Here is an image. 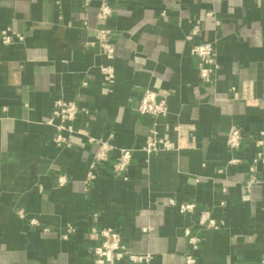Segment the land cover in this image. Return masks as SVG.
Listing matches in <instances>:
<instances>
[{"label":"crops","instance_id":"0c3cea01","mask_svg":"<svg viewBox=\"0 0 264 264\" xmlns=\"http://www.w3.org/2000/svg\"><path fill=\"white\" fill-rule=\"evenodd\" d=\"M103 1L113 8L106 20L98 18ZM6 28L24 40L3 44ZM99 28L114 33L112 59L95 42ZM203 42L218 52L212 83L201 81L191 53ZM107 65L115 71L110 86ZM148 89L168 96L159 131L176 140L174 126L192 124L193 148L147 157L142 148L156 121L137 108ZM58 99L89 110L76 129L135 150L126 178L110 168L113 153L87 185L100 143L64 132L69 145L55 144L57 129L46 122ZM234 125L243 141L232 151ZM259 151L264 180V0H0V264H95L93 228L103 227L120 232L132 251L153 253L150 264H186L187 227L203 238L197 264H257L264 184L247 190L246 182ZM189 202L196 211L181 213ZM203 210L222 227L197 230Z\"/></svg>","mask_w":264,"mask_h":264},{"label":"built area","instance_id":"2783aa9c","mask_svg":"<svg viewBox=\"0 0 264 264\" xmlns=\"http://www.w3.org/2000/svg\"><path fill=\"white\" fill-rule=\"evenodd\" d=\"M91 0H85L86 4H89ZM113 14V8L107 1H103L100 5L98 18L106 20ZM208 16H213V13L209 12ZM216 24H220L219 20H216ZM200 27L196 25L190 34L188 40L192 41L199 34ZM1 40L3 44H11L15 40L23 41L24 36L13 30L12 28H6L1 33ZM99 44L102 53L108 58L112 59L115 54V36L112 30L107 28H99L96 32V41ZM93 42V43H95ZM192 55L197 57L198 62V74L201 81L204 83H212L215 80V76L220 69V62L218 59V52L213 42H203L194 44L191 49ZM104 84L112 85L115 81V71L113 66L107 65L101 68ZM109 88V87H108ZM233 96L238 99L239 93L236 89L232 88ZM245 101L248 105L253 104V99L247 95H244ZM138 112L142 115H147L155 119L156 123L151 129L150 134L146 139V144L142 150L149 158L152 155L160 154L162 152H178L181 149L193 148L194 142L190 140L194 126L192 124H176L174 129L176 131V140H172L168 133L162 134L158 129V120L165 119L169 114L168 96L157 92L155 90L148 89L143 92L141 99L139 100ZM88 114L89 110L86 108H80L74 101H67L64 99H58L55 102V108L52 116L47 120V124L53 125L57 129V134L54 138V142L57 146L69 145V138L64 132L69 134L79 133L87 136L88 141L100 143V148L95 155V158L91 164L90 171L87 175V185L93 182L97 177V168L100 164L109 162L111 154L116 153L111 163L112 171L119 176L126 178V173L129 170L134 152L133 148L127 147H115L111 143L105 140H97L95 137L90 136L84 129H76L74 122L80 114ZM243 141V133L238 126H232L227 133V146L233 151L240 148ZM257 145L263 146V139H258ZM263 159V152L259 151L257 157L254 159L253 164L249 166L250 176L246 182V189L251 190L255 184H264V180L257 175V163ZM240 160L235 158L233 163H237ZM59 186H65L68 183L66 175H60L58 177ZM223 192L226 189L223 188ZM224 205V202L221 203ZM197 205L193 202L183 203L180 206V212L183 214L194 213ZM35 221V220H33ZM224 224L223 220L217 219L209 210H203L200 212V216L197 220V230L204 229H219ZM150 228H144L145 231ZM196 230V229H195ZM191 227L184 229V234L188 238L189 252L186 256V264H197L196 252L199 250L203 238L199 232H195ZM69 232H73L74 228L69 226ZM93 231L98 233L100 237V243L93 247L92 257L95 264H118L120 262H130L133 264H150L154 258V254L151 252H134L124 242V239L120 232L111 228H93ZM64 235V238H67ZM257 264H264V257Z\"/></svg>","mask_w":264,"mask_h":264}]
</instances>
